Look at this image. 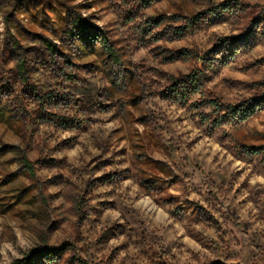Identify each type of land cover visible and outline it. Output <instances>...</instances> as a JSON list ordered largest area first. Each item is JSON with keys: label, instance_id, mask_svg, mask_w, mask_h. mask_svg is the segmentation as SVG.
<instances>
[{"label": "rangeland", "instance_id": "1", "mask_svg": "<svg viewBox=\"0 0 264 264\" xmlns=\"http://www.w3.org/2000/svg\"><path fill=\"white\" fill-rule=\"evenodd\" d=\"M19 260L264 264V0H0Z\"/></svg>", "mask_w": 264, "mask_h": 264}, {"label": "trees", "instance_id": "2", "mask_svg": "<svg viewBox=\"0 0 264 264\" xmlns=\"http://www.w3.org/2000/svg\"><path fill=\"white\" fill-rule=\"evenodd\" d=\"M251 113H253V111ZM24 164H25V167L27 169L33 170L31 164L27 160H24ZM15 264H28V261H26V260H19V261L15 262Z\"/></svg>", "mask_w": 264, "mask_h": 264}]
</instances>
